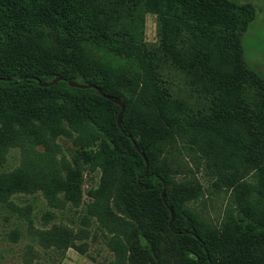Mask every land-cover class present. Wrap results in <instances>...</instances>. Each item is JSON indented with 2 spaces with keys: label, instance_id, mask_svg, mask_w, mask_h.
Instances as JSON below:
<instances>
[{
  "label": "trees",
  "instance_id": "1",
  "mask_svg": "<svg viewBox=\"0 0 264 264\" xmlns=\"http://www.w3.org/2000/svg\"><path fill=\"white\" fill-rule=\"evenodd\" d=\"M224 7L233 4L226 0H0V76L9 78L0 80V160L11 145L19 144L28 153L22 168L14 170L10 178H0L12 179L10 189L18 190L22 187L14 186L16 176L31 177V173L34 179H45V186L59 187L66 201L74 196L76 201L82 168L58 156V145L48 144L46 139L56 140L64 132L85 133V144L75 141L80 145V157L85 165L101 171L85 212L95 218L113 254L112 259L100 264H264V229L256 225L258 217L249 220L234 211L216 226L200 217L195 208L182 206L181 202L204 196L198 182L182 178L176 183V191L170 188L171 176L192 170L188 162L191 157L195 156L200 166L202 156L196 149L172 145L164 150V158L158 159L161 148L156 146L154 152L138 138L146 132L144 127L126 122L125 112L122 129L118 126V104L95 88L68 83H92L122 100L128 107L125 111L135 109L136 95L131 92L136 90L144 103L138 109L140 116L154 118L153 128L159 132L167 122L160 119L165 112L171 115L187 107L174 95L170 85L173 80L164 78L163 59L167 66L171 62L187 74L195 88L201 78L206 82L207 71L219 73L212 84L229 109L238 107L240 95L231 79L236 71L227 73L226 65L238 62L239 55L225 56L222 49H209L204 54L195 44L187 51L179 46L184 31L197 35L190 24L193 20L198 23L196 15L206 18L213 34L223 32ZM147 13L160 17L159 46L150 47L145 42ZM237 51L243 55L240 42ZM117 74L127 85L126 94L113 81ZM57 77L65 80L48 87L39 84ZM70 115L81 118L77 119L79 128ZM207 117L193 115L184 117V124L173 119L168 123L183 131L223 136H236V127L249 124L239 116ZM250 120L264 124V113H255ZM127 133L146 154L148 164ZM233 141H237L241 154L251 152L245 151L236 138ZM27 142L32 146L38 143L51 152L35 156L27 151ZM244 147L250 148L248 144ZM258 165L255 167L264 177V165ZM37 182L41 183L40 179ZM164 188L175 213L172 225L171 212L162 196ZM77 238L74 231L55 227L49 234L41 232L38 240L47 249L55 247L65 253L73 247L84 253V247L75 242Z\"/></svg>",
  "mask_w": 264,
  "mask_h": 264
},
{
  "label": "rangeland",
  "instance_id": "2",
  "mask_svg": "<svg viewBox=\"0 0 264 264\" xmlns=\"http://www.w3.org/2000/svg\"><path fill=\"white\" fill-rule=\"evenodd\" d=\"M226 2L232 3L233 7L223 9L226 18L223 32L213 34L206 18L196 15L198 23L193 20L190 24L197 35L184 31L180 36L179 46L187 51L195 44L204 54L209 52V49H222L225 56L235 58L239 55L238 62L226 65L227 73L236 71V77L231 79L240 95L238 107L229 109L222 101L217 87L212 84V80L216 79L219 73L207 71L206 82L201 78V84L197 83L195 88L189 82L190 79H187V74L183 75L171 66V62L167 66L161 59L164 78L170 82L173 80L170 85L174 95L183 99L187 107L178 112L174 111L171 115L165 112L160 119L167 122L156 132L153 128L156 126L154 118L140 116L138 109L144 107V103L133 89L131 93L136 95L135 109L125 111L128 108L125 105L124 118L135 127L146 129L144 135H139L138 138H142L143 143L149 145L150 150L154 152L156 146L161 148L158 159H163L166 152L164 150L172 145L192 146L201 154L204 163L201 159L200 166L196 165L198 160L193 156L188 161L191 171L185 170L182 174L170 177V188L175 191L176 183L182 181V178L196 181L204 189V196L199 200L186 204L181 202L183 208H195L200 217L216 226H220L225 218L235 211L249 220L258 217L256 225L264 229V177L255 167L256 164L264 165V124L250 120V116L255 113H264V77L261 75H264V0ZM159 20L160 17L156 13H147L145 16V42L150 47L160 45ZM239 42L242 43L244 51L242 56L237 51ZM137 75L134 71V76ZM113 79L121 87L118 88L126 94L127 85L122 81L121 75L117 74V78ZM216 114H224L228 118L239 116L249 124L236 127V136H223L195 130L183 131L180 126L171 127L168 123V120L173 119L177 124H184V117L206 115L209 118ZM69 118L80 127L77 119L81 118L78 115H70ZM78 133L70 135L64 132L56 140L49 136L46 139L48 144L58 145L61 150L57 153L58 156H64L70 163H78L77 168H82L81 183L76 192L79 198L76 201L73 200L75 196L66 201L64 192L58 190L59 187L45 186V179L41 177L37 178L41 182L38 183L31 173V177L25 174L16 176L14 186L22 187L18 190L10 189L12 179L0 178V264H100L112 259L113 254L103 241L95 218L85 212L88 202L91 201L90 191L98 185L101 171L93 165H85L80 157V145H75V141L85 144L87 136L85 133ZM232 138L242 143L241 147L245 151L251 152H243L246 157L243 156L237 149V141H233L236 145L231 146ZM246 144L250 146L249 149H245ZM18 145L9 146L4 160H0V177L10 178L9 175H12L14 170L23 167L22 162L28 153ZM26 149L30 153L34 152L35 156L51 152L38 143L32 146V143L27 142ZM4 184L7 186L3 193ZM179 200L183 201V198L179 197ZM55 227L74 231L78 236L75 242L84 247V253L73 247L65 253L55 247L44 248L38 240L40 233L49 234Z\"/></svg>",
  "mask_w": 264,
  "mask_h": 264
},
{
  "label": "water",
  "instance_id": "3",
  "mask_svg": "<svg viewBox=\"0 0 264 264\" xmlns=\"http://www.w3.org/2000/svg\"><path fill=\"white\" fill-rule=\"evenodd\" d=\"M2 79L3 80H9V78H2V77H0V80H2ZM60 80H65V78H63V77H57V78H55L54 80H52L50 82H42V81H39V84L41 86L48 87V86H51V85L56 84ZM68 83H69L70 86L77 87V88H95L96 90H98L100 92V94L102 96H104L105 98H107L109 100H112L113 102H115L116 104H118L121 107V110H120V112L118 114L117 122H118V126L122 129V116H123L124 109H125V104H124V102L122 100H120L118 98H114L111 95L106 94L100 87H98V86H96V85H94L92 83H90V84H84V83H80V82H76V81H72V80H69ZM123 132H125V131L123 130ZM127 136L132 139V141L134 142V145H135L136 149L141 152L142 156L145 158L146 163L148 164V159L146 157V154L141 150V148L138 145V143L136 142V140L133 138V136L131 134H128L127 133ZM162 196H163V199H164L165 204L168 206V208H169V210L171 212L170 225H172L173 220L175 218V213H174V209L172 208V206H170L168 204L167 200H166L165 188H164V190L162 192ZM188 232H190V231H188ZM191 233L195 234L194 232H191Z\"/></svg>",
  "mask_w": 264,
  "mask_h": 264
}]
</instances>
